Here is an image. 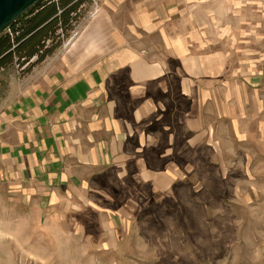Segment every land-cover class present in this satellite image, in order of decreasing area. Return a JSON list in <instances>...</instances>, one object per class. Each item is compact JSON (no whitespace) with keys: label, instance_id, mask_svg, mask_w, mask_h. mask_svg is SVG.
Instances as JSON below:
<instances>
[{"label":"rangeland","instance_id":"1","mask_svg":"<svg viewBox=\"0 0 264 264\" xmlns=\"http://www.w3.org/2000/svg\"><path fill=\"white\" fill-rule=\"evenodd\" d=\"M186 4L196 38H228L230 59L165 63L168 91L134 126L146 142L129 152L143 151L61 185L53 203L23 206L15 194L2 205L0 191V264H264V5ZM30 69L1 70L0 87ZM183 77L199 92L179 93Z\"/></svg>","mask_w":264,"mask_h":264},{"label":"crops","instance_id":"2","mask_svg":"<svg viewBox=\"0 0 264 264\" xmlns=\"http://www.w3.org/2000/svg\"><path fill=\"white\" fill-rule=\"evenodd\" d=\"M92 1L81 5L75 38L74 26L53 52L39 62L34 56L28 72L0 87L2 205L14 204L15 194L23 206L53 203L61 185L81 175L88 180L110 160L134 156L142 149L136 146L131 153L130 143L146 142L134 126L149 117L151 95L168 91L165 63L208 57L227 62L233 52L228 38L208 43L196 38L187 0ZM91 4L100 8L88 17ZM212 73L218 87L217 77L226 73ZM178 92L192 96L199 90L183 77ZM112 220L106 221L109 227Z\"/></svg>","mask_w":264,"mask_h":264},{"label":"trees","instance_id":"3","mask_svg":"<svg viewBox=\"0 0 264 264\" xmlns=\"http://www.w3.org/2000/svg\"><path fill=\"white\" fill-rule=\"evenodd\" d=\"M87 0H38L0 34V71L43 60L69 36Z\"/></svg>","mask_w":264,"mask_h":264},{"label":"water","instance_id":"4","mask_svg":"<svg viewBox=\"0 0 264 264\" xmlns=\"http://www.w3.org/2000/svg\"><path fill=\"white\" fill-rule=\"evenodd\" d=\"M38 0H0V34Z\"/></svg>","mask_w":264,"mask_h":264}]
</instances>
